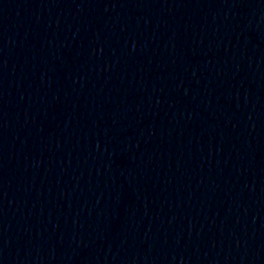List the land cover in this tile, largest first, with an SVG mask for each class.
<instances>
[{
    "label": "water",
    "instance_id": "95a60500",
    "mask_svg": "<svg viewBox=\"0 0 264 264\" xmlns=\"http://www.w3.org/2000/svg\"><path fill=\"white\" fill-rule=\"evenodd\" d=\"M0 264H264V0H0Z\"/></svg>",
    "mask_w": 264,
    "mask_h": 264
}]
</instances>
